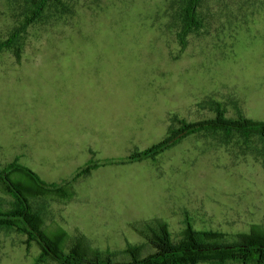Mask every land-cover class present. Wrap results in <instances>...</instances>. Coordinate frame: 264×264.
Masks as SVG:
<instances>
[{
    "label": "rangeland",
    "instance_id": "1",
    "mask_svg": "<svg viewBox=\"0 0 264 264\" xmlns=\"http://www.w3.org/2000/svg\"><path fill=\"white\" fill-rule=\"evenodd\" d=\"M60 1L69 13L47 8L22 36L19 60L0 52V170L15 160L32 172L39 160L44 171L60 163L42 149L40 135L50 130L53 106L67 90L180 100L186 123L215 121V104L223 119L264 122V0H201L202 27L187 36L184 49L176 33L185 0ZM25 13L23 0H0V40ZM197 137L201 146L184 142L159 158L161 169H150L163 174V192L140 185L130 197L120 195L110 184L129 181V172L95 173L66 188L68 198H29L30 209L47 236L66 235L65 252L82 237L87 249L110 252L121 263L130 260L127 246L140 247V257L155 251L133 225L167 224L174 243L187 223L228 235L264 227V142L254 137L244 144L217 132ZM146 171L133 174L140 184L152 183L141 177ZM19 180L32 186L27 177ZM13 202L0 188V210L8 212ZM41 254L17 229H0V264H36Z\"/></svg>",
    "mask_w": 264,
    "mask_h": 264
},
{
    "label": "trees",
    "instance_id": "2",
    "mask_svg": "<svg viewBox=\"0 0 264 264\" xmlns=\"http://www.w3.org/2000/svg\"><path fill=\"white\" fill-rule=\"evenodd\" d=\"M201 0H185L179 14L180 30L176 38L182 49L186 47L187 36L202 27L198 19L197 9ZM26 13L12 33L0 40V52L9 50L14 58H21V38L27 28L42 20L45 10L55 7L62 13L69 11L60 0H23ZM69 13V12H66ZM217 117L215 121H200L186 123L172 120L179 125V129H170L166 138L151 148L132 153L128 158L119 163L140 162L146 159H155L158 155L170 149L179 140L198 133H219L224 137L238 136L244 144L251 143L254 137L264 142V122H256L239 116L237 120L223 119L221 107L215 104ZM98 167L95 162H90L82 168L69 182L58 186L46 184L30 169L20 165L17 160L0 170V188L14 199L12 208L8 212L0 210V229H17L25 234L29 240L35 241L42 250L36 264L53 262L56 264H264V227L253 225L248 233L228 235L214 231H194L189 223L181 234V239L174 243L170 238L167 224L158 221L143 223L144 225L132 228L155 251L146 256H141V248L127 246L123 254L129 261L121 263L115 260L112 253H100L87 249L85 240L80 237L64 251L66 235L60 232L52 237L47 236L41 228V218L34 214L29 206L28 199L38 196L57 195L68 198L71 195L66 188L81 177H86ZM27 177L32 186H26L19 177ZM18 178V179H17ZM156 224V225H155ZM86 245V246H85ZM235 247L229 250H208L212 248Z\"/></svg>",
    "mask_w": 264,
    "mask_h": 264
},
{
    "label": "crops",
    "instance_id": "3",
    "mask_svg": "<svg viewBox=\"0 0 264 264\" xmlns=\"http://www.w3.org/2000/svg\"><path fill=\"white\" fill-rule=\"evenodd\" d=\"M64 92L66 98L53 106L55 111L50 130L40 135L44 144L42 149L60 161L51 168H44L45 171L40 160L36 162L34 173L46 184L58 185L64 180H70L93 161L98 167L89 175L114 171L122 176L121 173L129 172L132 178L129 181L118 177L110 184L120 195L125 192L130 197L139 191L140 185L152 192H163V174L150 172V169H161L163 164L158 163L159 158L165 157L170 151L181 149L187 141L194 147L201 146L198 142L200 136L198 138V134H193L179 140L153 160L119 163L132 153L145 151L160 143L170 129H179V125L172 120H184L181 112L186 110V105L183 103L181 106L180 100L170 98H114L85 89ZM200 121L194 118L189 123ZM36 153L37 159L41 154L39 149H36ZM29 158H34V155L31 154ZM65 169L69 171L63 173ZM140 169L149 170L142 172L141 177H150L152 183L140 184L139 175L136 176Z\"/></svg>",
    "mask_w": 264,
    "mask_h": 264
},
{
    "label": "water",
    "instance_id": "4",
    "mask_svg": "<svg viewBox=\"0 0 264 264\" xmlns=\"http://www.w3.org/2000/svg\"><path fill=\"white\" fill-rule=\"evenodd\" d=\"M233 248H235V247L212 248V249H208V250H212V251H214V250H219V249H222V250H229V249H233Z\"/></svg>",
    "mask_w": 264,
    "mask_h": 264
}]
</instances>
